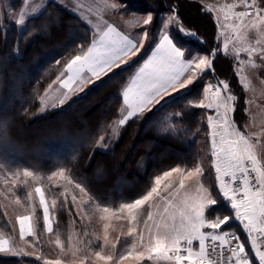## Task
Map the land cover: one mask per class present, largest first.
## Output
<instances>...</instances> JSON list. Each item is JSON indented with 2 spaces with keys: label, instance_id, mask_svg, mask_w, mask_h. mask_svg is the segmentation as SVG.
<instances>
[{
  "label": "trees",
  "instance_id": "trees-1",
  "mask_svg": "<svg viewBox=\"0 0 264 264\" xmlns=\"http://www.w3.org/2000/svg\"><path fill=\"white\" fill-rule=\"evenodd\" d=\"M108 1L125 18L153 16L150 24L138 30L147 32L148 48L132 62L89 85L64 106L44 114H39L43 93L63 73L67 63L90 46L92 31L68 8L52 1L29 18L22 31L0 13V133L7 132V139L0 140V180L17 172L23 177V171H30L32 177L46 184L49 176L64 171L73 186L85 188L87 216L94 213L96 206L115 208L121 202L142 196L164 170L196 162L199 156L196 140L208 133L203 120L211 113L191 105L201 98L208 82H227L236 97L233 120L241 128L246 120L244 93L234 74L233 62L220 49L217 23L201 2ZM7 2L13 11L20 10L21 0ZM166 16L175 17L169 34L185 52L186 59L188 53L216 52L214 71L206 72L185 92L125 122L114 139L112 129L120 119L122 90L156 43ZM185 30L194 32L201 43L185 39ZM210 172L203 176L206 181L203 185L217 204L206 215L210 218L230 215L227 226L242 237L241 225L232 220L231 206L221 196L216 177ZM15 192L24 202L29 200L23 188ZM58 200L55 226L67 243L69 222L75 216L69 205H63L61 196ZM80 226V236L85 237V224ZM9 229L8 215L0 201V232L8 233ZM0 264L42 263L31 257L0 255Z\"/></svg>",
  "mask_w": 264,
  "mask_h": 264
},
{
  "label": "snow or ice",
  "instance_id": "snow-or-ice-1",
  "mask_svg": "<svg viewBox=\"0 0 264 264\" xmlns=\"http://www.w3.org/2000/svg\"><path fill=\"white\" fill-rule=\"evenodd\" d=\"M242 6L244 10L233 13L235 21L233 27L236 31L237 41L243 47L236 49V56L241 51L249 53V62L253 54L264 60V0H240V4L227 5L230 10ZM108 8L114 9L115 4H108ZM209 12L212 6H206ZM225 20L229 17L226 15ZM152 16L148 15L142 23L150 24ZM175 21L172 17L168 23ZM19 24H24V13L21 12ZM167 24L164 28L167 29ZM223 27V26H221ZM180 31H184L183 28ZM255 31L259 38L256 44L260 47L247 44L248 32ZM223 35V33H221ZM145 32L143 38L147 39ZM143 44L133 42L127 35H122L115 28L109 26L106 31L99 34L91 46L81 54L75 55L67 63L61 75L67 78L61 82V87L72 90V85L77 80H84V74H90V78L100 79L114 69L127 65L132 57L137 56ZM228 43L223 44V51L227 54ZM216 52L197 58L185 59V52L174 43L166 32L159 39L158 45L151 53L150 58L138 66L132 75L128 87L123 91V103L127 108L126 115L119 120L120 125L138 113L150 109L154 103H159L166 95H171L181 89L201 80L206 72L214 71L213 57ZM256 67L255 63H252ZM220 86L207 84L203 88L204 98L194 102L191 106L201 109H215V116H208V126L212 129V156L215 158L213 167L217 173L216 179L220 182L219 191L230 203L234 213V219L242 225V230L250 240V251L246 252V243L235 232H230L222 226L230 224V215H217L210 218L206 212L213 211L217 200L202 184L195 190V195L187 191L185 181L203 175V169L199 166L184 170L181 167H172L157 175L154 183L142 196L133 201L121 202L118 207L103 206L98 208L100 219L108 221L112 217L123 219L129 225L120 235L110 239L109 224L103 225L104 235L96 240L99 245L91 255L98 264H124L125 261L134 260L137 264L149 261L151 264H264V250L258 240L264 241V166H261L254 152L255 139L246 135L230 118L233 111L232 103L236 101L234 94L222 96L229 91V84L220 81ZM219 137V141H217ZM7 139V132L0 133V140ZM258 139V138H257ZM255 173V184L249 178V173ZM179 175L178 187L174 186L171 179ZM18 177L19 172L14 173ZM24 177H31L33 173L23 171ZM55 177L67 179L64 171L55 172ZM224 177H230L232 184L240 179V186L233 187L226 182ZM49 180L53 177L49 176ZM72 184L71 179H67ZM15 183V181H13ZM80 193L87 195L84 187L76 185ZM181 190L184 194L181 195ZM39 196V204L43 211V224L47 232H53V224L50 220V209L45 199V193L40 187L35 188ZM31 193H29V196ZM160 199L163 207L156 206L153 211V201ZM71 200L77 203V196ZM16 203H20L19 200ZM53 207L57 200H52ZM79 203H84L80 201ZM30 216L18 218L20 226V238L25 235L32 236L34 224H29ZM205 229L211 231H204ZM87 235V231L83 233ZM259 234V235H255ZM71 240V238H70ZM211 243H208V242ZM196 242V247H194ZM235 242V243H233ZM79 243V241H77ZM9 241L0 237V253L17 250L8 247ZM57 246L61 245L59 236L56 238ZM117 245L120 246L119 250ZM85 246L92 247V241L85 242ZM219 249V251H218ZM39 259V257H37ZM44 264H61L59 259L46 260ZM83 264V261H82Z\"/></svg>",
  "mask_w": 264,
  "mask_h": 264
},
{
  "label": "rangeland",
  "instance_id": "rangeland-1",
  "mask_svg": "<svg viewBox=\"0 0 264 264\" xmlns=\"http://www.w3.org/2000/svg\"><path fill=\"white\" fill-rule=\"evenodd\" d=\"M56 2L62 7L70 8V10H79L80 12H85V8L87 9V13L91 14V18L95 21L97 18L105 16V18L113 25L114 18L110 16V11L107 7L108 4H113L108 0H21L20 10L15 12L9 6L7 0H0V13L1 15L6 16L11 23L15 24L18 27L19 31H22L25 27L26 21L38 15L49 2ZM135 3L137 0H133ZM201 2L205 7L212 6V13L214 19L217 23L216 26L218 30L217 37L220 49L223 54L229 57L233 62L234 66V74H236V78L239 81V86L242 87L244 93V102L246 105L245 114L246 120L242 124V128L237 126L239 129L255 139L254 152L261 166H264V60H261L259 56L253 54L251 57V62H249V53L241 51L239 56H236L235 50L243 47V45L237 41L236 31L233 27L234 23H238L235 21V17L233 13L235 11L244 10L242 6L237 7L236 9L230 10L227 5L231 4H240V0H195ZM7 2V3H6ZM260 3V0H257ZM207 9V8H206ZM264 10V9H262ZM24 13V24H19L17 21L19 20L20 13ZM78 12V13H80ZM151 15V14H148ZM148 15L137 16L132 15L130 17H120L118 16V20L120 21L118 30L122 33V35H126V30L128 27H132L140 22L143 17H148ZM228 16L229 19L225 20L224 17ZM152 16V15H151ZM132 17V18H131ZM173 17V16H172ZM171 16H166L164 24L160 27L158 35H163L165 32L168 34L170 31V27L173 25L172 23H168V21L172 18ZM153 18V16H152ZM165 24H167V29L164 28ZM175 25V23H174ZM146 26V25H144ZM223 26V27H221ZM143 27V26H142ZM264 28V26H261ZM107 28V27H106ZM168 31V32H167ZM186 31L185 39L195 40L198 43H201V40L197 38L196 34L191 31ZM145 32H140V34H134V41L143 44V48L141 52L138 54H142L149 46L150 39L143 38V34ZM223 33V35L221 34ZM98 36V33H96ZM248 39L247 44L250 46L260 47V45L256 44V39L259 38L258 33L255 31L246 33ZM228 43L227 54L223 51L224 42ZM190 51V50H189ZM194 52V51H190ZM137 55V56H138ZM206 54L200 53H188V57L197 58L198 56H203ZM135 57H132L129 60V63L133 61ZM252 63H255L256 67L252 66ZM64 72V71H63ZM105 76V75H104ZM67 78V75H59L56 80L45 90L41 97V108L39 110V114H44L46 111L51 110L53 108L62 107L66 103H68L71 99L82 93L89 85L85 86V82L77 80L72 85V90L61 87V82ZM203 78V77H202ZM84 80H91L90 76L87 73L84 74ZM84 84V85H82ZM207 84H212L214 86H220V81L208 82ZM81 85V86H80ZM77 86H80L79 89ZM189 86L188 89H190ZM188 89H181L180 91L171 94L169 99L175 97L179 92H185ZM228 94H233L230 90L227 93L223 92L222 96H226ZM204 98V92H201L202 100ZM167 99V100H169ZM166 101V100H165ZM163 101V102H165ZM163 102L157 103L154 106L160 105ZM193 102V103H194ZM236 102V101H235ZM235 102L232 103L233 110H235ZM192 103V104H193ZM152 106V107H154ZM151 109V108H150ZM149 110V109H148ZM208 113L211 115L204 116V123L208 126V116H215V109H206ZM147 111V110H146ZM213 113V114H212ZM234 111L229 113L230 118L233 120ZM126 115V112L123 110L120 119H122ZM119 119V120H120ZM119 120L115 122V125L112 129L113 138L116 139L118 133L120 132L123 125L119 124ZM128 121V120H127ZM126 121V122H127ZM234 121V120H233ZM203 123V124H204ZM202 129V130H201ZM200 130H204V126L200 127ZM258 138V139H257ZM217 141H219V137H217ZM197 147L195 148L197 154H199L198 159L193 165L188 166H179L184 170H191V168L195 166H199L203 169V175L198 176L196 178H190L185 181L187 186V191L191 195H195V190L199 184H204L205 178L203 177L205 173L210 172L217 176L215 168L213 167L214 157L212 156V129L208 126V133L206 135L201 134L199 139L196 140ZM100 149H105L101 147ZM192 152V151H191ZM249 178L253 181V188L257 187L255 184V173H249ZM53 179L49 180L48 183L44 184L43 181L36 179L34 177H16L13 175H9L6 178L0 180V201L3 203L4 209L8 215V219L10 222V229L8 233L0 232V237L7 239L9 241L8 247L14 248L17 250V254H13L12 252L0 253V255L6 256H24L31 257L36 259L38 262L44 264L46 260H57L61 261V264H98L95 261L94 257H92V251L96 250L99 241L96 240V237L99 236L102 240L104 235L103 225L105 223L109 224L108 233L110 239L115 238L120 235L123 230H125L129 225L127 221L123 219H118L117 217H112L108 221H103L100 219L101 213L98 211L99 206H96L94 209V213L91 216H87V212L85 208L88 207L87 195L80 193L79 188L73 186L72 184H68L66 179H60L52 176ZM174 181V186L178 187L179 183V175H174L171 178ZM217 180V179H216ZM224 180L230 184H232L230 177H224ZM15 181V183H13ZM198 182V183H197ZM206 182V181H205ZM218 189L220 188V182L217 180ZM204 186V185H203ZM233 187L240 186V179L232 184ZM40 187L45 193L46 202L49 205L50 209V220L53 224V232L49 233L44 228L43 224V211L42 207L39 204V196L35 193V188ZM52 187V188H51ZM205 187V186H204ZM23 188L25 190V194L29 197L27 202H24L21 196L17 197L16 190ZM55 188H58L57 190ZM29 193L31 195L29 196ZM221 193V192H220ZM184 194V190H181V195ZM73 195L77 196V203L74 204L71 200ZM61 196L64 200L63 205H69L73 209V213L75 218H72L69 222V229L67 230V243L62 238V232L56 229L57 223V209H58V197ZM213 196V195H212ZM221 196L223 194L221 193ZM22 200H21V199ZM57 200L56 205L53 207L52 200ZM214 198V196H213ZM19 200L20 203H16ZM84 201V203H79L80 201ZM230 204V203H229ZM153 211H156V206L163 207V201L160 199H156L153 201ZM231 208V207H230ZM38 213V214H37ZM99 213V214H97ZM96 215V218L93 216ZM21 216H30L32 219L28 221L29 224H34V233L32 236H27L23 239L20 238V226L18 223V218ZM234 217V216H233ZM99 219V221H98ZM236 223L234 218L232 219ZM97 222L100 223L97 225ZM85 224V231H87V235L85 237L80 236V225ZM94 224V226L91 225ZM240 224V222H238ZM241 225V224H240ZM39 226L41 227V231L39 230ZM225 226H222V229L217 230L220 232L223 230ZM228 231L235 232L234 229H231L230 226L226 227ZM242 229V225H241ZM204 231L208 232L211 230L205 229ZM243 232V231H242ZM236 233V232H235ZM9 234V235H8ZM237 234V233H236ZM259 235V234H255ZM59 236L61 240V245L57 246L56 238ZM71 238V240H70ZM242 242L246 243V252L250 251V240L248 239L246 233L242 235ZM91 240L92 247L85 246V242ZM79 241V243H77ZM259 243L262 244V250H264V241L258 240ZM194 247H196V242H194ZM120 246L117 245V249L119 250ZM39 257V259H37ZM134 260L125 261L124 264H132L135 263ZM143 264H151L149 261H144ZM187 264V262H185Z\"/></svg>",
  "mask_w": 264,
  "mask_h": 264
},
{
  "label": "crops",
  "instance_id": "crops-1",
  "mask_svg": "<svg viewBox=\"0 0 264 264\" xmlns=\"http://www.w3.org/2000/svg\"><path fill=\"white\" fill-rule=\"evenodd\" d=\"M109 9V13H110V16L111 17H113L114 18V23H113V25L105 18V16H104V14H103V16H101V17H99V18H97L95 21L91 18V14H88L87 13V9L85 8V12H80L79 10H76V11H74V10H70V8H68V10H70L72 13H74L76 16H78L86 25H87V27H89L90 28V30L92 31V41H91V43L95 40V39H98L99 38V34L101 33V32H103V31H106L107 30V28L109 27V26H111V27H113V28H115L116 29V31L117 32H119V33H121L119 30H118V28L117 27H119V23H120V21L118 20L119 18H118V16H120V17H122L121 15H119V13H118V7H115L114 9H111V8H108ZM78 12H80V13H78ZM137 17V16H136ZM118 18V19H117ZM132 18V17H131ZM144 19H147L146 17H143ZM128 19V18H127ZM144 19H141L140 20V22H138L136 25H133L132 27H128L127 28V30H126V35L129 37V38H131V39H133V42H135L134 41V34H140V32L138 31L142 26H144V24L142 23V21L144 20ZM107 27V28H106ZM168 32V31H167ZM96 33H98V36H97V34ZM122 34V33H121ZM168 35L170 36V34H169V32H168ZM162 36V35H161ZM161 36H160V34L158 35V38H157V40H156V43L152 46V48H151V50L149 51V53L146 55V57L142 60V62L138 65V66H140L144 61H146L148 58H150V56H151V53L155 50V47L158 45V43H159V39L161 38ZM171 37V36H170ZM90 46H91V44H90ZM141 52V51H140ZM186 59V58H185ZM136 70V69H135ZM135 70H134V72H135ZM134 72L132 73V75L134 74ZM110 73V72H109ZM87 75H89L90 76V74H88L87 73ZM132 75H131V77H132ZM104 76V75H103ZM103 76H101V77H103ZM131 77L129 78V80H128V82H127V84L124 86V88H123V90H122V93H121V95H122V98H123V91H124V89L126 88V87H128V84H129V82H130V79H131ZM95 80H97V79H95V78H91V80H89V81H87V82H85L84 84H85V86L86 85H88V84H90V83H92L93 81H95ZM84 84H82V85H84ZM81 86V85H80ZM80 86H77V88H75V89H79V87ZM171 95H166L160 102H163V101H165V100H167V99H169L168 97H170ZM159 102V103H160ZM155 104H157V103H154L153 105H151V107L150 108H152V106H154ZM123 110L125 111V112H127V108H126V106L124 105V103H123V105H122V108H121V112H120V116H121V114H122V112H123ZM148 110V109H147ZM146 111V110H145ZM144 112V111H143ZM141 113H138L137 114V116L138 115H140ZM213 114V113H212ZM134 118V117H133ZM132 118H130V119H128V120H131ZM228 204H229V202H228ZM97 214H99V213H97ZM97 214H95L94 216H93V219H94V217L96 218V215ZM98 221H99V219H98ZM100 223H98L97 222V225H99ZM91 225L92 226H94V224L93 223H91ZM258 243H259V241H258ZM132 264H137V262H135V263H132Z\"/></svg>",
  "mask_w": 264,
  "mask_h": 264
},
{
  "label": "built area",
  "instance_id": "built-area-1",
  "mask_svg": "<svg viewBox=\"0 0 264 264\" xmlns=\"http://www.w3.org/2000/svg\"><path fill=\"white\" fill-rule=\"evenodd\" d=\"M249 176H250V174H249ZM208 243H211V242L209 241ZM233 243H235V242H233ZM218 251H219V249H218Z\"/></svg>",
  "mask_w": 264,
  "mask_h": 264
}]
</instances>
